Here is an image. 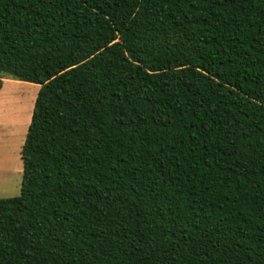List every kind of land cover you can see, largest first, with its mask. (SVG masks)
I'll use <instances>...</instances> for the list:
<instances>
[{"label": "trees", "instance_id": "16d2710c", "mask_svg": "<svg viewBox=\"0 0 264 264\" xmlns=\"http://www.w3.org/2000/svg\"><path fill=\"white\" fill-rule=\"evenodd\" d=\"M3 76L0 264H264V0H0Z\"/></svg>", "mask_w": 264, "mask_h": 264}, {"label": "rangeland", "instance_id": "374dc122", "mask_svg": "<svg viewBox=\"0 0 264 264\" xmlns=\"http://www.w3.org/2000/svg\"><path fill=\"white\" fill-rule=\"evenodd\" d=\"M0 88V198L22 191V147L32 121L41 85L11 76L1 77Z\"/></svg>", "mask_w": 264, "mask_h": 264}, {"label": "water", "instance_id": "95a60500", "mask_svg": "<svg viewBox=\"0 0 264 264\" xmlns=\"http://www.w3.org/2000/svg\"><path fill=\"white\" fill-rule=\"evenodd\" d=\"M2 83H3V81H2V79H1V77H0V88H1V86H2Z\"/></svg>", "mask_w": 264, "mask_h": 264}]
</instances>
